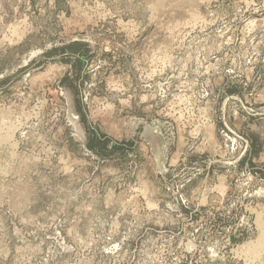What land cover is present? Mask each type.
Here are the masks:
<instances>
[{
  "label": "rangeland",
  "instance_id": "374dc122",
  "mask_svg": "<svg viewBox=\"0 0 264 264\" xmlns=\"http://www.w3.org/2000/svg\"><path fill=\"white\" fill-rule=\"evenodd\" d=\"M0 264H264V0H0Z\"/></svg>",
  "mask_w": 264,
  "mask_h": 264
},
{
  "label": "bare ground",
  "instance_id": "6f19581e",
  "mask_svg": "<svg viewBox=\"0 0 264 264\" xmlns=\"http://www.w3.org/2000/svg\"><path fill=\"white\" fill-rule=\"evenodd\" d=\"M263 245V244H262ZM255 246V245H254ZM259 246V245H258ZM252 247V246H251ZM248 248V247H247ZM255 248H257V247H255ZM261 250V249H260Z\"/></svg>",
  "mask_w": 264,
  "mask_h": 264
}]
</instances>
